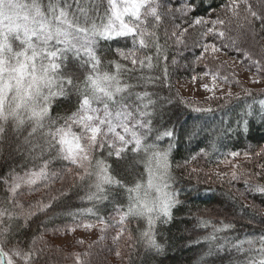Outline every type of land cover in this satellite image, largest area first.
I'll return each instance as SVG.
<instances>
[{"label":"snow or ice","instance_id":"6c2138e0","mask_svg":"<svg viewBox=\"0 0 264 264\" xmlns=\"http://www.w3.org/2000/svg\"><path fill=\"white\" fill-rule=\"evenodd\" d=\"M193 4L194 0H179L178 5L164 0H0V160L20 156L13 160L16 167L4 164L7 172L0 171V264H56L51 254L59 250L44 241L43 234L27 236L34 218L54 211L55 203L70 196L71 189L85 190L80 198L92 206L81 211L104 225L102 234L108 227L117 229L114 244L126 237L131 251H161L158 228L171 223L181 204L172 165L179 147L176 132L156 126L158 109L172 98L157 100L148 90L161 80L168 86V40L175 38L176 44L186 46L189 29L199 32L195 43L202 52L196 63H203L205 70L192 80L208 95L202 104L180 101L192 112L213 113L218 101L228 104L253 95L247 89L234 93L235 73L225 74L222 64L213 68L209 58H233L235 53V60L255 70L253 83L264 79V0H228L214 18L196 17ZM161 60L163 77L156 74ZM258 103L256 109L245 101L236 129L225 133L246 132L250 119L257 116L264 123V99ZM203 130L194 128L186 135L195 137ZM228 155L234 161L240 153ZM254 155L264 156V150ZM222 162L231 164L232 171L230 177L217 173L218 179L228 178L230 185L243 181L244 192L239 194L245 199L248 193L264 196V164L253 171L227 159ZM122 173H131L133 179ZM57 182L61 188L54 190ZM41 190L47 202L42 197L27 206L23 203L24 195ZM107 203L113 204L114 225L97 207ZM245 207L259 214L254 202ZM140 221L144 227L134 235L128 226ZM248 223L256 224L255 216ZM259 223L264 225V219ZM82 226L90 230L94 223ZM199 226L212 229L203 238L209 245L205 255L230 245L229 251L243 256L241 264H264V231L218 243V234L233 230L234 224L221 220L217 226L201 217ZM45 252L50 254L46 259ZM92 255L76 254V264H92ZM116 255L122 258V250L117 248Z\"/></svg>","mask_w":264,"mask_h":264},{"label":"trees","instance_id":"16d2710c","mask_svg":"<svg viewBox=\"0 0 264 264\" xmlns=\"http://www.w3.org/2000/svg\"><path fill=\"white\" fill-rule=\"evenodd\" d=\"M164 2L178 5L179 0H164ZM227 2L228 0H194L195 16L208 17L211 14L214 18L216 13H222L223 6ZM177 22L187 25V21L180 17H177ZM163 31L162 26V43L164 42ZM170 31L171 29H169ZM189 33L184 36L186 46L176 44L175 38H171L167 42L168 86H165L161 80L157 81L155 86L150 85L148 88L155 94L154 99L172 98L170 104L163 105L162 111L158 109L160 114L156 119L159 123L156 126L161 129L163 127L174 128L176 132L179 147L174 151L172 165L176 177L175 187L179 191L181 204L174 209L171 223L158 228L157 239L162 246L161 251L146 255L143 247H137L135 251L129 250L126 264H129V256H131V264H241L243 256L234 250L229 251L230 245L222 252L217 253L213 250L210 254L205 255L209 251V245L203 242V238L208 234L207 231L211 232L212 229L199 226L201 217L211 219L217 226L220 225L221 220L224 223L235 225L233 230L218 234L220 237L218 243H225V240L244 239L250 235L258 236L261 231H264V225L259 223L260 219H264V196L258 194L253 196L248 193V198L245 199L239 194L244 192L243 181L232 182L230 185L228 178L221 180L216 174L208 172L215 169V172L219 173L221 168L231 165L223 163L222 161L225 159L236 161L239 157L233 161L232 157L228 155L232 151L240 153V156L248 154L250 157L239 165L242 166V169L259 171L256 165L264 164V156L256 157L254 155L264 149V123L258 116L250 119L246 132L225 133L226 129H236L239 117L245 111V101L259 109L258 101L264 99V95H262L264 90H248L253 94L251 97H242L240 101L233 100L228 104H225L223 100L218 101L213 104L216 110L209 114L192 112L189 107L180 103L184 100L177 92L176 83L190 79L194 74L205 70L203 63H196L197 56L202 52V48L196 46L195 43L199 40V32L196 29H189ZM208 42H211V37L208 38ZM232 56L235 57L236 54L232 53ZM210 63L209 61L208 64L212 65ZM164 66L165 63L161 60L156 69L157 75L163 77ZM236 67L240 68V71L249 72L246 63L241 65L238 61ZM222 68L225 74L232 73L230 67ZM253 72L255 73L254 69ZM135 75H139V73ZM234 78L235 76H232V80ZM233 86L236 87L235 84ZM203 101H196V103L202 104ZM194 128H203L204 130L195 137L187 136L186 133ZM162 144L166 146V142H162ZM13 160H20V156L16 155L8 161L0 160V171L7 172L8 169L2 167L4 164L16 167ZM138 171H143L142 166H138ZM122 175L128 180L133 179L131 173H122ZM0 195H3L2 188H0ZM84 195L85 190L71 189L70 196L62 197L55 203L54 211L49 210L47 216L40 214L34 218L35 222L32 223L27 239H31L33 233L40 236L53 226L59 223L63 224L67 220L76 219L78 223L95 222V216L81 211L92 206L87 201L81 200L80 197ZM42 197L47 202L45 194L39 199ZM119 199L126 203L123 196ZM253 202L260 210L258 215L251 207H245ZM97 207L100 215L104 216L110 225H114L115 221L111 219V216L115 214L113 204L107 203L106 205H97ZM242 216L243 219H241ZM252 216L257 219L256 224L248 223L249 217ZM128 227L135 235L138 228L144 227V222H133ZM197 241L201 242L197 243ZM47 257L44 255L45 259Z\"/></svg>","mask_w":264,"mask_h":264},{"label":"rangeland","instance_id":"374dc122","mask_svg":"<svg viewBox=\"0 0 264 264\" xmlns=\"http://www.w3.org/2000/svg\"><path fill=\"white\" fill-rule=\"evenodd\" d=\"M233 57V56H232ZM211 62L213 68L217 64H222L228 69L231 68V72L235 73L233 84L235 81H239V85L232 87L234 93H239L242 89L251 91L264 90V80L260 79L258 83H253V79L256 78L255 73L252 71H240V68L236 67L237 60L229 58L228 55L219 54L218 59L212 60L209 58L208 62ZM223 66V67H224ZM223 69V68H222ZM230 73V72H229ZM176 89L179 96L184 101L194 102L204 100L205 96L208 95L202 87L199 81L193 82L192 77L182 82L176 83ZM227 91V87H225ZM264 149H261V151ZM246 155H241L234 161L236 165H241L246 162ZM242 166H239L241 168ZM197 171V169H196ZM232 171L231 165L221 168L219 173H227L230 177ZM213 175H217L215 169L208 171ZM64 187L67 188V185ZM52 188H61L59 182L52 185ZM45 194L44 190L34 192L31 195H24L21 199L25 205H28L36 200H39L41 196ZM81 222L78 223L76 219L67 220L63 224L53 226L48 232L43 234V240L46 241L50 246L58 249L59 251L52 255V260L56 264H76V254H83L91 251L93 253L91 257L92 264H126L128 259L129 248L127 247L126 237L121 239L118 244L113 243V237L116 235L117 229L115 227H108L105 233L99 231L100 228L104 227L99 223H94L92 229H85ZM75 228L74 231H68L69 229ZM209 233V231H207ZM104 235L105 239L101 240V236ZM82 242V243H81ZM91 246V248H90ZM121 249L123 256L117 257L116 250ZM44 255L49 256L50 254L45 252Z\"/></svg>","mask_w":264,"mask_h":264}]
</instances>
